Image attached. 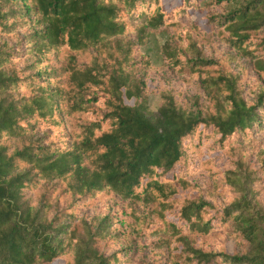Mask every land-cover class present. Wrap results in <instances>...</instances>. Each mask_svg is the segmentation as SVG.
<instances>
[{"label":"trees","instance_id":"obj_1","mask_svg":"<svg viewBox=\"0 0 264 264\" xmlns=\"http://www.w3.org/2000/svg\"><path fill=\"white\" fill-rule=\"evenodd\" d=\"M0 264H264V0H0Z\"/></svg>","mask_w":264,"mask_h":264},{"label":"rangeland","instance_id":"obj_2","mask_svg":"<svg viewBox=\"0 0 264 264\" xmlns=\"http://www.w3.org/2000/svg\"><path fill=\"white\" fill-rule=\"evenodd\" d=\"M165 5L168 8H171L172 6H174L175 4H177L180 0H163ZM204 12H199V11H193L191 16L196 20V22L198 23L199 27H201L204 30H209L210 29V25L207 23V20L205 17H203ZM142 50L145 52H148V54L151 56L153 62H155L156 64L160 63V57L158 54V44L155 42H152L150 44L144 45L142 47ZM159 81L158 76H153L152 79L150 80V82L152 83V85H159L156 84ZM163 83V82H161ZM192 86V85H191ZM158 100H159V95L157 93L151 92L148 95V101H149V106L151 109H155L156 105L158 104ZM132 100H129V102H131ZM228 249H231V242L228 240V244H227Z\"/></svg>","mask_w":264,"mask_h":264}]
</instances>
